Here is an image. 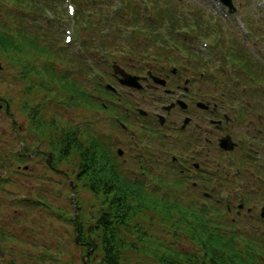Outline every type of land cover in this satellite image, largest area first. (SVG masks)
Returning <instances> with one entry per match:
<instances>
[{
	"label": "rangeland",
	"instance_id": "obj_1",
	"mask_svg": "<svg viewBox=\"0 0 264 264\" xmlns=\"http://www.w3.org/2000/svg\"><path fill=\"white\" fill-rule=\"evenodd\" d=\"M63 1L65 6L62 7L61 5L60 7V11L62 13V17L60 19H57L58 17H52V15H55L54 12H48L47 15L43 16L44 13H39L37 11L36 4L32 2H26L27 13L31 14V18H34L33 21H28V25L32 30H36L37 26H44L46 24L57 26L55 31H51L53 34L50 38L51 50L48 51V55L41 53L40 56L34 55L30 57L32 65L36 68H38L36 65L37 61L40 60L39 68L46 63L47 70L45 71L44 67L41 68L43 69V74L46 73V76L44 75L43 78V80H45L43 83H41L42 76L36 73L31 77L36 82H31L30 78L28 79V82L24 81L23 77H21L22 67L12 68L13 63L7 60L8 57L0 56V63L2 65V69L0 70V96L2 98L0 99V104H2L0 107V152L3 155L12 156V158H15L14 167L17 168V170L19 169L18 171L20 173H18V176H13L15 182H11L9 187H7L8 184L6 185L7 193L1 197V200L7 203L14 194H16L18 197L27 196L36 200V192H39L46 195L44 197L47 199L44 198V200L47 202V204L48 201L51 202V206L49 205V207L52 208L53 205H55L57 208H62L65 211L63 216L54 217V213L51 212V208L46 206L41 207L38 205L35 206L34 209H31L30 205H27L28 208L25 207L26 210H23L24 212L21 217L20 210L14 209L13 207H15L16 204L12 203L11 205L7 206L6 210L3 209L0 211V221L4 219V217H10L12 220L10 225L16 224L25 229L29 228L24 225L23 222L29 225L32 222H36L37 228L35 229L38 242L47 243L49 245L56 241L60 246L63 244L62 249L64 251V258L62 257L61 261H54L53 259L47 258V262H44L43 264L83 263L82 258L88 251L85 250V246L77 245L75 240V229L77 226L74 222V214H76V205L79 204L80 207L88 213L92 208L99 205V202L94 199V196L91 194L89 188L83 185L84 182H79L77 177L74 176L73 170H84V163L81 156L78 155V151L74 150L71 155L65 156L68 159H62L57 157L59 156L56 150L58 146L53 149L54 142H60L61 139L66 140L68 137L72 135L74 136L75 134H77V137L84 140L85 136H87L83 130L86 125L89 126L91 132L93 131L95 134L96 132L103 133L104 136L110 138V135L107 134V129H110V126L112 127L110 118L105 117L102 121H100L99 116H102L100 111L102 113L103 111L101 109L99 110V107H95L93 103H89L86 98H83V91L88 90L89 88L85 83L83 73L81 74V72H83L82 63L84 61L78 57L81 55L79 54V49L80 43H83L84 37H86L87 40V45L84 47V55L92 56L95 59L98 53L99 55L101 53L100 50L97 51V42L100 32L110 29L108 32H106L110 33L113 28L114 30H118L121 40L119 46L125 50L124 52L127 53L128 57H132L130 61H127L128 59H126L123 65L133 68V66L136 65L135 63H140L143 60L136 59V57L128 52L129 50L126 51L125 47L127 44L130 45L132 40L134 42L137 41L133 35L138 34V36L142 37V31L144 30L143 25L146 24V20L154 23L157 26L161 25L164 30L162 31L164 34L163 36H166L165 31L168 26L158 20V14H160V12L166 13L169 9V6L172 7V10H177L178 12L183 10L185 12L189 11L190 13H193L194 9L207 10L208 12L205 11V20L208 22V24L203 26L207 31L204 34L198 32L199 27H197L196 23L194 24L192 22V19L189 18L187 19L188 21H185V18H187V13L184 14L182 12V14H180L182 15L181 18L176 17L180 20V23H183L182 21L185 22L184 24L187 30L186 32H181L186 40L183 42L184 45L181 44L180 47L179 43V46L175 47V51L178 54H183L182 50L189 48V44H191L192 47L189 49V52L193 53L197 57L194 59H198L194 61L196 64V70L198 72L201 71L207 74H215L216 78H214V75L213 78L215 81H218L220 85L217 89H215L214 94H216L220 99L231 97L229 91L232 89L236 90V97L231 104L238 110L243 108L246 105V102L253 105V94L254 91H256L253 90L255 89L253 86L256 82L245 76L241 63H238L233 58L229 59V55L231 56L234 50L232 47L231 36L234 37V40H238V42L245 40L247 42L246 46L244 47L245 51L252 54L251 57L253 59L256 55L260 64L264 66V0H233L235 10H243L244 14L242 15V12L239 10V13L234 12L237 13V15L234 13H229L228 16H225L222 11H220V7H218L216 0ZM127 1L128 5L126 7L125 5ZM69 3L74 5L75 13L73 15L68 12ZM219 5H222V3ZM17 8L21 9L19 6H17ZM10 10L11 9L9 8L8 11ZM78 11H80V15L82 16L80 21H78ZM139 13H142L143 21L140 19L141 16ZM119 16L122 17L120 18ZM133 16L138 17L139 20L135 19ZM249 16L253 19H256V25L259 26L257 31H262L260 35L262 44L259 43V41L255 38L256 31L253 30V33L255 34L254 35L252 31H250L248 27L242 23V20H248L247 18H249ZM0 19L1 21H5L7 17L0 15ZM8 19L13 20L10 17H8ZM164 22L170 23L169 21ZM1 24L4 26L13 27L12 25H6L3 22H1ZM182 28L183 27H180L179 30H182ZM251 28L253 29V27ZM78 29L82 36L77 39L76 32ZM156 30L160 33L158 27ZM93 32L97 35L96 40L94 37H90L92 36ZM68 34L72 35L71 42L66 41V35ZM145 34L151 35L153 33ZM216 34L218 35V39ZM244 34H247V37H244ZM160 38L163 39L162 36H160ZM222 38L225 40L227 45L219 44V40ZM145 40L146 43H149L146 38ZM169 40L164 41L168 42ZM158 47V43H150L149 48L151 52L147 53L146 55L143 54L144 56L142 57H153V55L156 54L155 49ZM108 50L111 53L113 52L111 55H109L112 58H118L117 56L121 54L118 51L116 52V47H109ZM96 66L97 67L95 68L94 65L92 68L95 69L92 70L99 76V70H104L105 66ZM136 68H138V66H136ZM110 72L111 70H109V73ZM109 80L114 81V78L111 76ZM223 81L227 84L224 85ZM113 83L118 88H120V84L118 82ZM27 85L32 87L28 92L26 89ZM244 86L247 87L246 90H242L244 89ZM24 87L25 90H23ZM222 89L227 91L225 97L220 96ZM247 91H249V93H247ZM262 91H264V84L262 85ZM72 92L76 94L73 99H71ZM239 92H246L247 98H243V95L238 94ZM102 93L104 94L103 96H106V93ZM224 93L222 95H224ZM126 95L128 94L124 92L122 96L126 97ZM135 99H138V102L141 105L140 107H143L146 110L154 109V106L151 104L152 101L150 103L148 98L143 96L141 93L133 95V100L135 101ZM261 99V104H264V97ZM6 101L9 103V113H7L5 110ZM25 101H31L32 104L42 101L44 108H39L40 113L44 118L48 119V121H57L54 126L51 125L48 135L42 136L43 144H41L37 139L40 137V135L38 134V131L33 128L32 121H34V119L31 117V114L25 110ZM226 101L228 103L231 102L229 99H225V102ZM113 131L119 133V131L116 129V126H114ZM138 132L140 133L142 130L140 131L138 129ZM235 135L239 134L236 133ZM115 136L117 137L119 135ZM144 137L145 136H143V134L139 135L136 144H134V149H136V146L139 147L141 142H144ZM127 138L128 140L131 139L129 136H127ZM45 142L46 145H44ZM48 143L51 144L50 148L48 147ZM153 143L154 142L151 141V144ZM262 146L264 145L262 144ZM118 147L123 146L119 145ZM235 147H237V143ZM235 147L233 149H235ZM261 148L262 149L260 152L264 151V147ZM126 149H128V147H126ZM19 150H23V152L20 153L21 155H23L24 150H26L27 154L30 151L31 153H34V151L37 150V155L32 156L31 154H28L24 160H19ZM41 150L45 153L52 152L53 157L52 160H50V164L52 165L53 161L56 166H52L57 170H53L54 173L47 166L44 156H40ZM118 150L121 153L122 150ZM215 162L216 159L214 160V165ZM122 165L123 167L121 168L123 170L126 165L123 163ZM250 169L257 172V174L260 175L261 180L264 181L263 166L259 167L257 170H255L254 167H251ZM230 170L235 175L236 167H231ZM8 174H10V172L7 170L0 169V175L5 176ZM164 177L165 179L172 178L171 174L166 176L164 175ZM54 179H56L57 182H55ZM253 179L250 178L251 182L254 181ZM71 180L74 181L73 186L70 184ZM238 180L245 181V178L237 177V180H233V183L236 184L234 187L235 189H227L228 191L225 192H216L215 196L222 195L226 197V195H229L231 196L230 199L233 200L236 197V200L239 202L238 197L240 196L239 191L241 189L239 188ZM261 180H258V183L261 184ZM173 183V180H167L162 186V189H164L163 193H152L150 190L146 191V204L149 206V201H154V199H157L163 204H165L167 201L166 205L169 206L170 203L168 202V199L170 198V200L173 201L174 199H178L179 204H185L186 208L192 207L193 205H191L190 202L192 201L193 204V201L197 200L198 197L189 192V190H186L187 187L185 185V181L178 184ZM228 183L229 184L227 187L233 186L232 182L228 181ZM246 186L247 185H243L242 187ZM262 187L263 188H261V190L254 189L253 187L249 188L250 190L248 191V194L249 197L252 194V197L250 201L246 203L244 213L247 212L246 208L248 205H250L249 207L253 208L251 212L252 217H249V220H246L247 217H244L242 213L240 214L242 217L239 218L245 219L243 221L245 222L244 227L246 230L251 227H255L260 231L264 230V220L259 219L260 212L262 211L260 205H264V182ZM69 193H71V198L68 197ZM165 194L168 196L163 197ZM70 201H72L73 204H71ZM155 205L156 204L153 202L154 207ZM67 211L68 213H66ZM146 211L140 219L141 221L145 222L147 228L149 229V237H147L145 240L143 249L140 251L130 248L124 250V264H161V262L157 260L158 257L155 253L170 251V248L167 249V244H169V242L171 245L172 242L173 245H177L180 251H189L188 236L183 235L182 233H175L173 228L168 226L169 222L171 221L165 216L164 212L159 214L157 212L158 210L156 209L155 211ZM17 214L20 215L18 216ZM66 214L69 216L68 218H71V222H67L65 219V217H67ZM229 215L231 218H237L236 212L234 210H231ZM87 216L91 217V215ZM19 218H21L20 222L15 221ZM22 218L26 219L22 220ZM20 233L21 237H25L27 240H29V235L27 232L25 234L24 231L21 230ZM24 245L25 247L21 248L24 249L26 257L21 258L19 262L23 264V261L26 260L27 264H36L34 260L29 259L31 253L32 256H36L38 254L42 255L45 251L42 249L33 248L29 244L22 243V246ZM10 257L11 255L9 254L8 249L4 252L0 250V264L7 263ZM87 258L92 260V264H102L100 262L99 254L92 255L91 259L89 254Z\"/></svg>",
	"mask_w": 264,
	"mask_h": 264
},
{
	"label": "flooded vegetation",
	"instance_id": "obj_2",
	"mask_svg": "<svg viewBox=\"0 0 264 264\" xmlns=\"http://www.w3.org/2000/svg\"><path fill=\"white\" fill-rule=\"evenodd\" d=\"M239 10L233 9L230 13ZM240 11L243 15L244 11ZM234 14L237 15V13ZM139 15L143 21L142 13ZM148 22L146 20V24L143 25L142 37L138 34L133 35L137 41L132 40L131 44H127L125 47L126 51L129 50L128 52L136 59L143 60L140 63H135L133 68L123 65L126 59L130 61L132 57H128L125 50L119 46L121 43L120 33L114 28L110 33H106L110 29L100 32L97 51L100 50L101 53L100 55L98 53L95 59L92 56H85L84 48L81 50V55L78 56L84 61L81 74L83 73L85 83L89 87L88 90L83 91V98L103 111V113L100 111L102 114L99 116L100 121L109 117L112 124V127L107 129V134L111 136L110 145L107 147L116 156L122 167V163L126 165L123 171L130 177L141 179L144 182V190H150L152 193H163L162 186L167 180H173V184L185 181L186 190L200 197L202 202L207 199L206 203L208 204V200L212 199L214 193L225 192L227 188L235 187L233 180H237V177H244L245 181L238 180L241 189L238 197L239 202L236 197L233 200L229 198L231 205L228 206L231 210L234 209L240 217H242L240 214L243 213L244 217L251 218L253 208L249 207L250 205L246 208L247 212L244 213L246 203L251 199L248 194L249 188L261 190L264 182L257 172L250 169L254 167L257 170L261 166L264 167V151L260 152L261 147H264L262 146V144L264 145V104H261V98L264 97L263 84L255 83L253 86L255 88L253 90H256L253 94V105L246 102V105L238 110L231 104L236 97V90L229 91L231 97L220 99L214 94L215 89L220 85L218 81L214 80L215 74L196 70L194 61L198 59H194L197 57L189 52L191 44H189V48L182 50L183 54H178L175 51V47L179 46V43L181 47V44L184 45L183 42L186 41L179 31L181 26H169L166 36H163L156 30L157 27L163 28L161 25L148 24ZM246 22L248 29L253 33L254 29L251 28V23L249 20ZM145 33L153 34L146 35ZM261 33L262 31H256V35L253 33L259 43H261ZM160 36L164 40H170L166 42ZM216 36L218 39L217 34ZM231 37L233 53L238 47L237 43L241 44L243 48L246 46L245 40L238 42V40H234L233 36ZM244 37H247V34H244ZM145 38L149 43L145 42ZM150 43H158L159 47L155 49L156 54L151 58L142 57L151 52ZM219 44L227 45L223 38L219 40ZM109 47H116V52L121 53L117 56L118 58L109 56L113 53L109 52ZM87 64L95 65V68L96 65H104L105 68L99 70L98 76L92 70L95 68L91 69ZM109 70H111L110 73ZM123 71L134 75L136 80H133V83L122 81ZM243 73L245 76L247 75L244 70ZM111 76L114 81L109 80ZM103 79H107L106 82ZM113 82H118L120 88ZM226 84L224 82V85ZM246 89L247 87L244 86L242 90ZM102 92L106 93V96H103ZM124 92L128 94L126 97L122 96ZM140 93L146 96L150 103L152 101L154 111L140 107L138 99L133 100V95ZM223 93L224 95H222ZM226 93L227 91L222 89L220 96L225 97ZM238 94L247 98L246 92ZM225 99H229L231 102H225ZM114 126L119 133L113 131ZM138 129L142 132L139 133ZM236 133L239 135H235ZM140 134L145 136V140L139 147L136 146L137 151L134 149V144ZM100 135L102 134L99 133ZM225 135H230L232 140L237 143L235 149L225 150L219 146L220 138ZM127 136L131 139L128 140ZM151 141L154 143L151 144ZM119 145L123 147H118ZM50 146L51 144L48 145L49 148ZM118 149L122 150L121 153ZM21 152L23 150H19L18 155L22 160L28 154L37 155V150L34 153L30 151L28 154L24 150L23 155L20 154ZM40 156H44L46 164L52 172L53 170L57 171L53 168L56 166L53 161V166L48 162L52 160V152L45 153L41 150ZM62 159L68 158L63 157ZM231 167H236V176L231 172ZM79 171L81 175L84 174L83 170L75 169L73 170L74 176ZM170 174L172 178L165 179L164 175ZM250 178H254V181L251 182ZM258 180H261V184L258 183ZM228 181L232 182L233 186L227 187ZM243 185L247 186L242 187ZM239 203L244 205L240 209ZM263 206L260 205L261 210ZM259 219L264 220V215L261 212Z\"/></svg>",
	"mask_w": 264,
	"mask_h": 264
},
{
	"label": "trees",
	"instance_id": "obj_3",
	"mask_svg": "<svg viewBox=\"0 0 264 264\" xmlns=\"http://www.w3.org/2000/svg\"><path fill=\"white\" fill-rule=\"evenodd\" d=\"M26 2L36 4L37 11L44 13L43 16L47 15L48 12H54L55 15H52V17H58L57 19L62 17L60 7L61 5L64 7L65 4L63 0H0V15L7 17L5 21L0 19V56H7V60L13 63L12 68L22 67L21 77L24 81L28 82L30 78L31 82H36L31 78L36 73L42 76L41 83H43L46 73L43 74L41 68L44 67L46 71V63L39 68V60L36 62L38 66L36 68L32 65L30 57L40 56L41 53L48 55V51L51 50L50 38L53 34L51 31H55L57 26L46 24L37 26L36 30H32L28 25V21H33L34 18H31V14L27 13ZM127 5L128 1L125 6L127 7ZM17 6L21 9H18ZM9 8L10 11H8ZM171 8L169 6L166 13L160 12L158 14L160 22L169 21V26L185 27V22L180 23L178 19L182 17L180 14L183 12L184 14L187 13L185 21H188L189 18L196 21L199 33L204 34L207 32L203 27L207 25L203 17L207 10L194 9L193 13L181 10L180 13ZM78 13V21H80L82 16L80 11ZM8 17L13 20L8 19ZM133 17L137 19V17ZM247 19L251 23V27L257 31L259 26L256 25V19L250 16ZM1 22L13 27L4 26ZM148 24L154 25L150 21ZM76 35L77 39L82 36L79 29ZM95 35L93 32L90 37ZM237 44L238 47L235 53H232L233 59L241 63L242 69L247 73V78L254 80L256 83L264 84V66L260 64L258 57L255 55L257 58L254 57L253 59L252 54L247 53L241 47V44ZM80 45L81 48L87 45L86 37L83 38V43ZM31 88L30 85H27V92ZM23 90H25V87ZM75 95L72 92L71 99ZM39 108H44L42 101L35 104H32L31 101H25V110L31 114L34 119L32 121L33 128L40 135L37 138L38 141L43 139L42 136L48 135L51 125L54 126L57 122H51L44 118ZM83 130L87 135L84 140L75 134L66 140L61 139L60 142H54L53 146L54 149L58 146L56 150L59 156L57 157L60 158L71 155L74 150L78 151V155L81 156L84 163V174L81 175L79 171L76 177L79 182H84H82L83 185L89 188L94 199L99 202V205L92 208L89 213L81 208L79 204V206L76 205L77 213L74 222L81 242L77 245L85 246L84 248L90 252V256L91 254H99L102 264H124V250L130 248L140 251L143 249L145 240L149 237V229L145 222L141 221V216L144 215L147 209L151 211L156 209L159 214L165 213V216L171 221L168 226L172 227L175 233H182L189 238V251H180L177 245H173L172 242V247L169 242L167 249L170 248V251L155 253L161 264H264V230L260 231L255 227L246 230L243 221L245 219L231 218L229 215L230 210L219 196L213 194L212 199L208 200V204L206 203L207 199L202 202L201 198L198 197L197 200L193 201V204L192 201L190 202L193 206L189 208H186L185 204L180 205L178 199L173 201L170 198L168 199L169 206L166 205L167 201L163 204L157 199L149 201L148 206L146 204L147 192L143 188L144 182L141 179L130 177L122 170L116 156L108 148L110 138L104 136L103 133L99 136V133L91 132L88 125ZM19 160L22 159L19 158ZM14 162L15 158L3 155L0 152V169L10 172L5 176L0 175V211L6 210L8 205L15 203L16 206L13 208L19 209L21 215H17L22 217L23 212L26 210L25 207L28 208L27 205H30L31 209L38 205L51 208L49 207L51 202L48 201L47 204L44 200L46 195L39 192H36V200L27 196L18 197L16 194L11 196L10 201L7 203L1 200V197L7 193L6 185L8 184L7 187H9L11 182H15L13 176H18L19 169L17 170L14 167ZM54 181L57 182L56 179ZM164 196L168 195L165 194ZM68 197L71 198V193ZM251 197L252 195H250ZM153 202L156 204L155 207ZM70 203L73 204L72 201ZM51 209L54 217L65 214L64 209L57 208L55 205ZM87 215H91V217ZM68 217V215L65 217L67 222L71 220ZM25 219L22 218V220ZM246 220H249L248 216ZM11 221L10 217H4L0 221V250L4 252L8 249L11 255L9 261L5 264H21L20 259L26 257L24 249L21 248L25 247V245L22 246V243L45 251L42 255L38 254L36 256H32L31 253L29 259L34 260L36 264L47 262V258L61 261L64 255L63 244L60 246L56 241L49 245L38 242L35 229L37 228L36 222H32L30 225L23 222L29 228L25 229L16 224L10 225ZM15 221L20 222L21 218ZM21 230L25 234L27 232L29 240L20 236ZM88 261L92 264L91 260L88 259ZM23 264H27L26 260L23 261Z\"/></svg>",
	"mask_w": 264,
	"mask_h": 264
},
{
	"label": "water",
	"instance_id": "obj_4",
	"mask_svg": "<svg viewBox=\"0 0 264 264\" xmlns=\"http://www.w3.org/2000/svg\"><path fill=\"white\" fill-rule=\"evenodd\" d=\"M223 2L229 6L230 10H232V8H234L233 4H232V0H223ZM1 69H2V65L0 63V70ZM123 73H124V77L122 78V81H124L126 83H133V80H136V77L134 75H131V74L126 73L124 71H123ZM6 110H7V112L9 111V104L8 103L6 106ZM219 144L225 150H231L236 145V143L231 139L230 135H225V136L221 137ZM49 163H50V160H49ZM71 183L73 184V181H71ZM239 206L242 207L243 204H240ZM262 212L264 215V210ZM76 231H78L77 227H76ZM76 242L81 243L78 235L76 236ZM88 255H89V251L87 253H85L83 258H82L83 264H89L88 259H87Z\"/></svg>",
	"mask_w": 264,
	"mask_h": 264
},
{
	"label": "bare ground",
	"instance_id": "obj_5",
	"mask_svg": "<svg viewBox=\"0 0 264 264\" xmlns=\"http://www.w3.org/2000/svg\"><path fill=\"white\" fill-rule=\"evenodd\" d=\"M41 144H43V139H42V143ZM44 145H46V142L44 143Z\"/></svg>",
	"mask_w": 264,
	"mask_h": 264
}]
</instances>
